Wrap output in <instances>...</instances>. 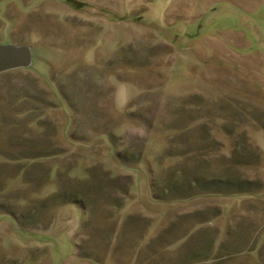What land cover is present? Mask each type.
<instances>
[{"label": "rangeland", "instance_id": "rangeland-1", "mask_svg": "<svg viewBox=\"0 0 264 264\" xmlns=\"http://www.w3.org/2000/svg\"><path fill=\"white\" fill-rule=\"evenodd\" d=\"M101 4L155 25L104 33ZM208 19L242 33L194 43ZM7 43L32 64L0 72V264H95L137 219L125 264H264V0H0Z\"/></svg>", "mask_w": 264, "mask_h": 264}, {"label": "crops", "instance_id": "crops-1", "mask_svg": "<svg viewBox=\"0 0 264 264\" xmlns=\"http://www.w3.org/2000/svg\"><path fill=\"white\" fill-rule=\"evenodd\" d=\"M111 8H112V11L110 12ZM111 8H109L108 6L102 5V4L98 7V9L100 10V12H99L100 16H98V19L102 22V27L106 26V28H104V31H103L104 33L114 32V30H111L112 28L109 29V26L124 27L128 24V26L130 25L131 28H135L136 25L148 26L150 24H152V25L154 24L152 21L150 23L138 22V21H140L139 20L140 16L135 15V13H137V9H134V8H136V6H130L128 8V11H125V13L123 12V10L121 11L117 7L112 6ZM212 8H214L215 10L217 9V8H215V6H212ZM237 8L242 9L241 4L238 5ZM176 10H177V7H175V6H174V8H172V7L171 8L170 7L164 8L163 9V12H164L163 16L167 17V14L169 13V11L175 12ZM223 11H224V9H223ZM129 12H131L133 18H129ZM228 13L223 12V16L227 19H228V16L230 15ZM166 22L168 24L171 23L169 21H166ZM240 22L241 21L239 19H237V20L232 21V23L229 21V23L227 25L224 21H221L218 19H208V20H206L205 30H203L202 32L198 31V30H200V28H202L203 26L201 27L199 24H196L195 29H197V32L193 33V36L195 39L192 38V40L194 41V43L200 41L202 46L207 44L208 47H210V46L214 47L215 45H217L216 42L219 41V39H221L222 36L226 35L225 37H227V36L230 37L229 34H231V31H234L235 33H239V32L242 33V26H241ZM131 33L140 35L139 33L135 32L133 30L131 31ZM158 33L160 34L159 31H158ZM162 37H164V39H167V37H165V36H162ZM201 39H204V40H201ZM167 40H169V39H167ZM170 41H172V40H170ZM221 41H222V39H221ZM204 50H206V49H204ZM209 50H211V49H209ZM176 180H178V178L172 179L171 180L172 182L168 183L166 185H167V187H170L168 189H171L170 191L172 193H175L176 196H180V194H179L180 193L179 192L180 187L179 186H181L180 183L182 180H178V181H176ZM184 184L193 185L194 180L190 179L189 183H188V181H185ZM190 192L192 194V191H190ZM172 202L176 206L179 207V206H182L183 204H185L182 202H195V201H194V199H189V200H175ZM68 203H70V204L74 203L77 207H79V209L82 208L81 206H83V205H80L79 203H77L76 201L74 202L73 200H69ZM70 206H72V205H70ZM171 206H174V205H171ZM171 206L169 208L173 209V207H171ZM178 207H175V208H178ZM190 209H193V208L191 207ZM83 210L86 212L85 208H83ZM195 210H198V209L190 210L187 213L190 214L193 218V215H195V214H192V213ZM176 217H177V219H175L176 221H173L174 223L170 225L173 228V230L171 231L170 234H173L174 232H176L177 229L179 231H183L182 229H185V227L187 230H189L192 227V225H193L192 219H187V217H188L187 214L183 213V214H180L179 216L177 215ZM184 219H187V220H184ZM137 221L139 222L138 227L133 224L134 228L132 226H131V228H129V227L124 228V229H126V231H124V229L121 228L124 236H120V234H119L120 228L119 227H118V229L116 228V232L113 234V236H112L113 238L111 239V241L108 244L109 246L111 244L112 247L118 248V252H116V254H111V256L109 258L104 259V261L103 260L99 261L98 258L95 261L92 260L91 258L89 260H91L95 264H125L123 262L124 259L122 256L127 254L128 251L129 252L132 251L134 254L139 253L141 251V248H144V247L138 248L136 246V244H135V237L136 236H135L133 231H136L135 229H137V231L139 233L143 230L142 231L143 234H141V233L138 234V235H140V236H138V237H140L139 238V241H140V240L145 239L147 237L148 233H146V230L148 228L141 226L142 223H141L140 219H137ZM136 235H137V233H136ZM107 237H109V236H107ZM74 244L76 247H78V245L76 243H74ZM191 248L192 247L188 248L189 249L188 250V252H189L188 256H190L191 258H194L193 253L191 252L192 251Z\"/></svg>", "mask_w": 264, "mask_h": 264}, {"label": "water", "instance_id": "water-1", "mask_svg": "<svg viewBox=\"0 0 264 264\" xmlns=\"http://www.w3.org/2000/svg\"><path fill=\"white\" fill-rule=\"evenodd\" d=\"M32 64V50L28 45L14 43L0 44V72L29 67Z\"/></svg>", "mask_w": 264, "mask_h": 264}]
</instances>
